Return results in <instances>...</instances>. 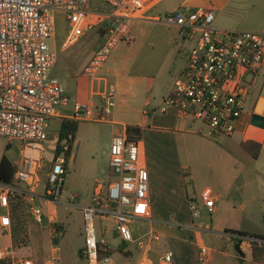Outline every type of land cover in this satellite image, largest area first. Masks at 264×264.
Instances as JSON below:
<instances>
[{"label":"built area","instance_id":"built-area-1","mask_svg":"<svg viewBox=\"0 0 264 264\" xmlns=\"http://www.w3.org/2000/svg\"><path fill=\"white\" fill-rule=\"evenodd\" d=\"M154 1L0 0V138L18 141L13 181H0L2 232L11 230L22 206L34 221L43 223L36 200L56 203L67 171L66 159L61 155L69 151V144L62 141L72 140V134L56 141L43 183L48 120L67 101L59 80L49 74L57 60L56 49L49 43L56 35V12L65 14L63 46L74 43L102 21H110L102 44L82 69L91 82L102 84L100 104L94 113L92 104L75 103L71 114L78 120L107 121L115 105L116 89L99 71L114 47L127 36L131 22L141 18ZM155 19L176 26L177 38L188 43L184 65L175 75L165 103L178 119L198 122V132L207 137L234 133L264 61V33L215 26L213 12L203 8H178ZM247 74L252 76L250 80ZM165 110L164 106L160 108L161 112ZM151 112L154 110H146L144 115ZM201 200L208 213L215 211V198L209 189L202 191ZM189 208L199 212L197 204ZM81 212L83 245L79 252L88 264L110 260L107 255L100 257V252L109 248L96 228L95 220L103 217L113 221L112 233L119 243L136 247L139 264H177L171 249L153 257L152 245L157 244L159 234L151 225H136L151 220L149 172L144 143L139 138L128 139L126 130L112 135L108 181L95 182ZM198 249V260L208 262L209 248L200 244ZM18 264L34 263L24 258ZM44 264H58L57 257H46Z\"/></svg>","mask_w":264,"mask_h":264},{"label":"rangeland","instance_id":"rangeland-1","mask_svg":"<svg viewBox=\"0 0 264 264\" xmlns=\"http://www.w3.org/2000/svg\"><path fill=\"white\" fill-rule=\"evenodd\" d=\"M178 1L180 0H165L157 4L149 14L161 17L164 9L174 7ZM193 1L197 0H191V2ZM64 15L61 11L56 12V35L49 43L56 49L57 60L49 70V74L59 80L63 88V95L67 98V103L59 107V112L72 114V108L76 102L87 103L89 79L82 74V69L102 44L103 36L97 26L74 43L63 46ZM156 23H158L156 26L161 24L159 21ZM153 25L144 21H135L127 36L111 51L99 73L107 77L105 67L110 64V61L115 57H121L127 49H135L142 45L148 39L145 35L146 32ZM158 30L160 29L158 28ZM160 32L157 34L158 39H155L156 52L168 42L165 33L162 30ZM174 54L176 55V52L168 57L165 66L169 71L168 80L172 79V81L175 74L184 65V55L179 54L173 57ZM172 57L173 60H171ZM246 78L250 80L252 76L247 74ZM263 80L264 61L257 70L255 86L250 88L246 97L244 111L250 108ZM154 97L157 100L156 108L152 117L144 123L139 139L145 146L151 204L155 213L150 221H143L136 225L142 228L151 225L159 234L160 238L157 244L152 245L151 254L153 257L158 252L171 249L177 264H211V258L215 254L213 247L217 243H213L212 236L203 229V226L199 227L198 225L200 221L209 222L212 216L205 210L201 201V193L207 187L217 191L220 186L218 182L224 169L221 160L225 147L220 138L225 137L223 135L207 137L201 132L195 133L200 126L198 122L192 125L187 122L191 132L174 130L176 123L173 109L165 103V98H160V94H154ZM141 101L140 99L138 105H133L134 109L130 111L135 115V120L141 119L139 111ZM162 106L166 107L164 112L160 111ZM118 107L117 103L115 107L111 108V111ZM129 120L132 119L129 118ZM60 123L61 118L59 117L54 116L48 120V137L45 141L46 150L44 152L45 165L41 168L43 183L47 169L54 158L53 149L57 141ZM117 127L119 126L115 127L96 121H78L74 139L69 142L62 141V143L71 145V150L68 156L63 153L61 155L67 159V171L57 202L54 205H47L44 200L36 201V205L45 214L50 212L53 207L56 209V222L53 227L55 229L57 226L60 227L63 233L56 239L53 238V242H56L54 245L57 248L61 264H88L79 255V249L83 245L81 206L89 201L95 181L102 183L108 181L109 141L113 128ZM193 130L196 131L193 132ZM4 142L5 140L0 138V150L3 148ZM12 142L11 148L5 150L4 155L14 164L18 156L15 139H12ZM241 154H245V152ZM41 189L39 188V191ZM189 199L196 200L195 203L200 213H194L188 209ZM228 203L230 206L234 204L238 208V203L231 201ZM247 207V210H258V206ZM20 211V216L17 218L21 223L19 234L26 235L27 240L23 236L20 237L21 247L18 252L27 254L35 264H42L44 255L49 252V246L52 243L51 237L46 229L42 230L40 224L27 214L23 206ZM236 213L239 214L237 211ZM95 221L98 235L107 241L109 247L102 256L107 255L111 260V262L110 260L102 261L99 264H136L139 261L140 253L134 245L120 247L119 238L112 233L113 221L110 218L103 217ZM7 239V236L0 234V245L7 242ZM200 244L210 250L208 262L202 263L198 260ZM214 256L219 261L220 257L216 254ZM14 260L9 259L6 264H13ZM0 264L4 263L0 262Z\"/></svg>","mask_w":264,"mask_h":264},{"label":"crops","instance_id":"crops-1","mask_svg":"<svg viewBox=\"0 0 264 264\" xmlns=\"http://www.w3.org/2000/svg\"><path fill=\"white\" fill-rule=\"evenodd\" d=\"M163 1L165 0H156L150 3L142 17L135 19L130 24L129 30H131L135 21H144L151 23V25L154 24L145 34L148 39L135 49H127L122 53L121 57H115L114 60L110 61V64L105 67V71L108 75L106 78L114 83L116 89L114 107L117 103L119 104V107L107 115V121L96 122L106 123L115 127L119 126L113 128L112 135L119 133L122 130H126L127 126H139L142 131L144 123L147 122L154 113L151 112L148 116H145L144 112L156 108L157 100L154 97V94H160V98L164 99L171 90L173 81L172 79L168 80L169 71L165 68L168 57L173 52H176V55L174 54L173 57L179 54L184 55L185 48L188 46L187 42H182L177 38L178 29L176 26L168 25L163 22H161L163 25L159 24L160 26H156L158 24L156 21L158 20L155 18L159 16L149 14L157 4L162 3ZM178 8L184 10H193L196 8L210 10L214 14L213 24L215 26L264 33V0H197L196 2H191V0H180L174 7L164 9L163 15ZM158 28L160 30H158ZM161 30L165 33L166 37H168V42L163 44L159 51L156 52L155 39H158L157 34L161 33ZM173 57L171 60L174 59ZM255 83L256 80L253 83L252 88H254ZM263 83L264 80L256 93L257 95L253 98L250 108L241 114L234 133L228 136L223 135L225 138H220L225 144L224 154L222 155L223 157L221 160L224 169L218 182L220 186L217 191H214L211 187L206 188L211 191L212 197L215 198V211L209 213L212 215L209 222L205 223L200 221L198 223L199 227L203 226V229L212 236L213 243H217L213 247V253L219 256L220 259L217 261L214 254L211 258V264H225L228 262L234 264H264V256L254 259L249 238L232 235L233 233L228 232L229 230H235L255 235H260L264 232V128L254 126L250 123L251 113L256 108L258 100L264 98L261 94ZM101 88L102 84L98 82L93 83L89 80V96L87 103L92 104L94 113L100 104ZM140 99L142 100L139 105L141 119L135 120V115L130 111L134 109L133 105L139 104ZM173 116L176 123L174 130L191 132L188 128L189 125L187 124L189 121L178 119L175 115V111L173 112ZM55 117L61 119L69 118L77 120V122L80 121L72 118L71 114H62L60 112H58ZM129 118L132 120L130 121ZM189 124L192 125L195 123L190 122ZM186 127L187 129H185ZM195 131L193 130V132ZM197 132L198 130L195 133ZM251 139L261 141L260 149L255 158L243 148V143ZM12 143V139L9 141L5 140L3 148L0 150V159L2 156H5V150L11 148ZM15 143L18 156V141L15 140ZM244 152L245 154H241ZM17 161L18 158L15 163L12 164L16 166ZM147 164L146 158V167H148ZM228 198L229 200H227ZM149 200L150 217H152L155 210L151 204L150 181ZM195 201V199H189L187 205L196 204ZM230 201L236 204L238 203V208L234 204L230 206V203H228ZM45 204L54 205L55 203L45 201ZM247 206H258V210H247ZM188 209L190 210L189 206ZM236 211L239 212V214H237ZM43 216L44 220L43 223L40 224V228L48 231L52 243L49 246V252L45 254L42 259V264H44L45 258L50 255L56 256L58 264H61L59 262L60 257L57 248L54 245L56 242H53V238L55 239L57 237V231H55L54 236L52 235V232L54 231L53 226L56 222L55 207H53L47 214L43 213ZM17 218L13 220L12 228L9 232H2L0 230L2 236L8 237L7 242L0 245V262L4 264H6L9 259H15L12 263L18 264L22 259L30 258L27 254L18 252L21 247L19 243L20 237L23 236L25 240H27V237L24 234H19L21 223L18 222L20 220ZM62 233L63 231L59 233V236ZM139 262L140 259L136 264H139Z\"/></svg>","mask_w":264,"mask_h":264},{"label":"trees","instance_id":"trees-1","mask_svg":"<svg viewBox=\"0 0 264 264\" xmlns=\"http://www.w3.org/2000/svg\"><path fill=\"white\" fill-rule=\"evenodd\" d=\"M109 25H110V21L106 19L102 21L98 27V30L102 32L103 38ZM76 127H77V120L62 118L60 123V129L57 134V141L60 142L62 139H64L67 136V134H72V136L74 137ZM140 134H141V129L139 126H127L126 135L128 139H136V138L138 139L140 137ZM260 146H261V141L257 139H251L243 143V148L245 149V151L250 153L253 158L257 156ZM70 150H71V145H69V151L66 152L67 156L69 155ZM14 171H15V165H13L5 156H2L0 159V181L7 183L12 182L14 178ZM56 231L58 233L57 234L58 237L59 233L62 232V229L57 226ZM228 232L250 239L251 250L254 259H257V257L264 256V232L263 234L260 235H255V234H250L235 230H229ZM121 246L125 247L127 245L125 243H120V247ZM102 254L103 251L100 252V257H103Z\"/></svg>","mask_w":264,"mask_h":264},{"label":"water","instance_id":"water-1","mask_svg":"<svg viewBox=\"0 0 264 264\" xmlns=\"http://www.w3.org/2000/svg\"><path fill=\"white\" fill-rule=\"evenodd\" d=\"M261 94H264V84L262 86ZM264 99L260 98L256 105V108L251 113L250 123L254 126L264 128ZM263 105V107H262Z\"/></svg>","mask_w":264,"mask_h":264}]
</instances>
